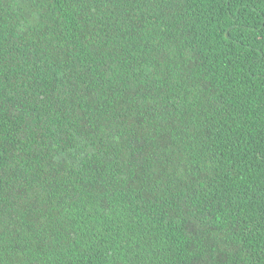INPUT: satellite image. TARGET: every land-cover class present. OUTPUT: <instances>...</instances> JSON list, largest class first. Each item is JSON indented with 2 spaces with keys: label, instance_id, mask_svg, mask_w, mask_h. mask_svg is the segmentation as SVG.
<instances>
[{
  "label": "trees",
  "instance_id": "trees-1",
  "mask_svg": "<svg viewBox=\"0 0 264 264\" xmlns=\"http://www.w3.org/2000/svg\"><path fill=\"white\" fill-rule=\"evenodd\" d=\"M0 264H264V0H0Z\"/></svg>",
  "mask_w": 264,
  "mask_h": 264
}]
</instances>
